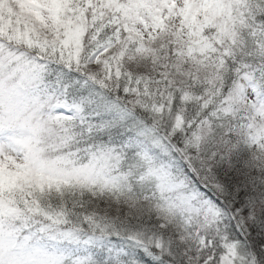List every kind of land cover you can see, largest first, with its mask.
I'll list each match as a JSON object with an SVG mask.
<instances>
[{
	"label": "snow or ice",
	"instance_id": "obj_1",
	"mask_svg": "<svg viewBox=\"0 0 264 264\" xmlns=\"http://www.w3.org/2000/svg\"><path fill=\"white\" fill-rule=\"evenodd\" d=\"M0 264H264V0H0Z\"/></svg>",
	"mask_w": 264,
	"mask_h": 264
}]
</instances>
